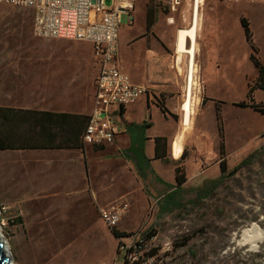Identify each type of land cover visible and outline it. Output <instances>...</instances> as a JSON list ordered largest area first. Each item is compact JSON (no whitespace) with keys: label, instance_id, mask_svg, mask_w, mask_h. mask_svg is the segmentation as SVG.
Returning <instances> with one entry per match:
<instances>
[{"label":"rangeland","instance_id":"rangeland-1","mask_svg":"<svg viewBox=\"0 0 264 264\" xmlns=\"http://www.w3.org/2000/svg\"><path fill=\"white\" fill-rule=\"evenodd\" d=\"M146 1L152 7L156 5L162 9L169 19L175 17V24H180L176 27L175 38L180 29L190 27L192 6L184 7L185 1L176 11L170 8L171 0ZM105 2L111 5L112 0ZM189 3L192 5L193 0H189ZM232 7L235 9L228 15L233 18L234 24L239 11L236 5ZM246 10L248 17L259 15L250 6ZM143 13L144 7L142 9L138 0L135 26L130 28L127 14L122 17L121 53L125 56H132L126 41L134 29L144 27ZM21 34L24 35L22 42ZM39 39L33 35L32 10L0 4V54L31 52L32 45H36ZM140 48L139 44L134 48V58L143 54ZM181 58L177 70L169 67L177 80V84L174 82L175 91L181 96L176 113L172 115L177 123L176 129L180 131L184 127L182 105L186 95L188 55L183 53ZM245 61L250 62L241 55L239 60H229L222 65V68H226L223 73L225 77L218 78V81L224 82L230 77L234 81V90L219 88L214 84L212 89L217 92L213 94L221 99L216 101V107L217 104L221 107L225 141H229L226 157L228 169L232 170L249 156L251 159L236 174L227 176L213 188L214 181L220 179L219 175L212 177L217 153H200L205 157L201 161L203 169L193 174L192 181L185 183L172 196H166L170 188L164 186L160 192L159 189L163 187H154L153 177L148 183L146 177L139 182L143 178L139 175V187L136 189L139 196L135 199L145 204H130L126 196L117 199H126L130 204V212L123 220L135 216L134 229L129 231L121 230L120 224L113 229L105 226L100 220L98 207L87 214L80 212L79 206L71 204L69 196H63L64 190L52 191L48 195L47 191L33 189V183L25 180L30 176L24 175L23 169L18 166L15 153H10L12 156L9 160L5 156L7 153L0 150V231L11 245L13 263L104 264L115 255L121 236L141 228L148 237L143 257H152V264H264V237L259 240L258 233L253 231L257 227L264 233V114L233 103V100L244 96L246 73L241 74V69L235 70V67H244ZM246 75L249 81L256 79L250 78V71ZM196 80L201 88L196 86L193 93L195 112L192 123L198 119V126L208 129L204 142L209 149L212 127L217 123L216 108L214 113L213 105H205L207 95L198 76ZM258 90L254 93V102L264 105V94L262 96ZM246 97L247 93L243 100ZM224 103L226 105L222 107ZM187 133L182 140L186 139ZM158 184L161 186L160 182ZM140 196L143 200H140ZM115 231L120 234L119 237L114 234ZM245 231H249L247 237Z\"/></svg>","mask_w":264,"mask_h":264},{"label":"crops","instance_id":"crops-1","mask_svg":"<svg viewBox=\"0 0 264 264\" xmlns=\"http://www.w3.org/2000/svg\"><path fill=\"white\" fill-rule=\"evenodd\" d=\"M184 1L186 2L184 7L192 6V20L194 2L190 5L189 0ZM252 1L203 0L200 6V27L194 59L195 77L200 78V83L207 95L205 105H213L214 113L216 101L221 99L213 94L217 92L212 89V85L234 90V81L230 77L224 82L218 81V78L225 77L223 73L226 68H222L224 63L229 60L235 62L242 55L244 60L248 59L250 62H243L244 67L238 66L235 70L240 71L241 69V74H247V71H250L252 80L258 74L250 60L251 46L242 26V17H246L250 22L254 42L264 62V4L252 3ZM140 2L142 9L144 7V27L140 30L134 29L126 41V46L132 53L130 57L121 53L122 25L119 38V58L123 70L129 74L132 81L148 87L149 92L138 101L119 110L117 120L122 131L116 135L113 143L97 146L84 144L83 148L70 149L1 151V153H7L5 156L9 160L12 156L10 153H15L17 164L23 169L24 175L29 174L30 177L25 180L33 183V189L47 191L48 195L52 191L64 190L63 196H69L71 204L74 207L79 206L82 213L87 214L96 210L97 207L101 208L121 196L129 198L130 204H139L138 206L145 204L135 199L139 196L136 190L139 187L138 183L143 182L144 177L140 178L141 181L138 180L140 174L130 151L133 141H140L138 130L133 126L141 125L145 121L150 123L145 131L144 141L145 154L150 159L151 165V168L146 169L145 181L147 183L153 177L154 187H163L159 189L162 192L166 185L160 182V186L156 176L174 184L177 165L183 167L186 183L191 182L193 174L200 171V168L203 169L201 161L205 157L199 154L209 153V151L217 153L216 159L218 158L212 166V177L221 175L217 123L215 127H212L211 148L208 149L204 142L208 129L198 126V119L194 124L192 123L190 130L184 131L183 127L180 131L176 129L177 123L172 116L176 113L175 109L181 97L175 91L176 77L175 75L173 77V72L169 69L177 53L175 30L180 24H175V17L169 19L162 9L154 5L155 22L148 31L149 4L146 0H140ZM137 3L138 0L135 1L134 19L131 24L129 23L130 28L135 26ZM240 4H245V6H240ZM235 5L239 13L235 15L237 22L233 24V18L228 13L230 14L235 9L232 7ZM256 5H261V7L256 8ZM249 6L259 12V15L253 18L246 16V9ZM23 39L24 35L21 34V42ZM137 44L141 46L140 49H143V54L134 58L136 56L134 48ZM181 59L178 61L181 62ZM97 74L98 65L90 43L41 38L36 41V45H32L31 52L0 54V106L90 116L95 107ZM246 74L245 87H243L244 96L239 100H233V103L243 100L246 96L249 86ZM258 92L263 96L262 90L259 89ZM164 102L167 112H164L161 107ZM225 105L224 103L222 107ZM215 128L216 131H214ZM186 133L188 134L186 139L182 140ZM157 137H164L168 141L167 160L155 158ZM177 142L181 144L182 150L179 155L175 156L174 146ZM225 142L226 151L229 153L228 139ZM139 198L143 200L141 196ZM136 205L133 206L136 207ZM134 220V215L123 220L120 223L121 230L134 229ZM113 257L104 264L112 261Z\"/></svg>","mask_w":264,"mask_h":264},{"label":"built area","instance_id":"built-area-1","mask_svg":"<svg viewBox=\"0 0 264 264\" xmlns=\"http://www.w3.org/2000/svg\"><path fill=\"white\" fill-rule=\"evenodd\" d=\"M136 0H0L32 10L33 34L42 39H65L88 42L92 45L96 76L95 107L83 135L88 145L113 143L122 128L117 120L119 110L138 101L149 92L148 87L135 84L122 66L119 58V38L122 17L133 22ZM184 0H171L170 8L178 10ZM238 1V0H229ZM264 2V0H253ZM182 62V59H181ZM178 53L171 61V68L181 65ZM197 80L193 87L196 88ZM188 88V76L186 78ZM130 212L128 200L121 199L99 208L102 222L110 229L117 227ZM148 237L140 228L120 237L117 251L107 264H152V257L144 258Z\"/></svg>","mask_w":264,"mask_h":264},{"label":"trees","instance_id":"trees-1","mask_svg":"<svg viewBox=\"0 0 264 264\" xmlns=\"http://www.w3.org/2000/svg\"><path fill=\"white\" fill-rule=\"evenodd\" d=\"M154 22V9L149 5L147 11L148 31L151 30ZM241 22L247 41L251 46L250 59L257 69L258 74L254 81H249L246 99L235 104L241 107H251L264 114V105L254 102L255 91L258 89L264 91V62L259 56V48L254 42L249 20L246 17H242ZM161 107L164 112L167 111L164 105ZM89 119L90 116L87 115L0 106V150L83 148L85 144L83 135ZM216 119L220 138L219 156L221 175L219 180L214 181L213 188L227 176L236 174L251 159L249 156L243 159L232 170L228 169L224 124L222 123L221 107L218 104L216 107ZM149 126L150 123L147 121L141 125L133 126V128L138 130L140 141H133L130 151L132 152V158L137 166L138 172L142 177H146V169L151 168L150 159L147 158L144 148V141L146 139L145 131ZM155 140V158L167 160V139L157 137ZM156 179L171 189L166 196H172L177 190L184 187L187 181L181 165H177L176 167V183H168L159 176H156ZM114 234L117 237L120 236L116 231Z\"/></svg>","mask_w":264,"mask_h":264},{"label":"bare ground","instance_id":"bare-ground-1","mask_svg":"<svg viewBox=\"0 0 264 264\" xmlns=\"http://www.w3.org/2000/svg\"><path fill=\"white\" fill-rule=\"evenodd\" d=\"M193 2L194 3H193V10H192L191 25L189 28L180 29L177 35V53H179L178 60H180L183 53L188 55V69H187L188 88L186 84V95H185V100L182 105V110L184 112L183 113L184 131L190 130L192 126L193 114L195 112L193 108V104H194L193 103L194 102L193 86L196 81V77H195L196 66H195L194 59H195V54L197 51V36H198V30L200 27V18H201L200 6L203 0H193ZM188 41L190 43L189 46H188ZM196 85H197V82H196ZM181 150H182L181 144L177 142L174 146L175 156L179 155ZM253 231L255 233H258L257 238L259 240H261L264 237V233L260 231L257 227H254ZM248 233L249 231H245L244 235L246 236ZM0 238L4 242V250H5L6 255L10 257V261L8 264H14L12 260L13 253H12L11 245L8 241L4 239L1 231H0Z\"/></svg>","mask_w":264,"mask_h":264},{"label":"water","instance_id":"water-1","mask_svg":"<svg viewBox=\"0 0 264 264\" xmlns=\"http://www.w3.org/2000/svg\"><path fill=\"white\" fill-rule=\"evenodd\" d=\"M10 257L6 255L4 250V242L0 238V264H8Z\"/></svg>","mask_w":264,"mask_h":264}]
</instances>
